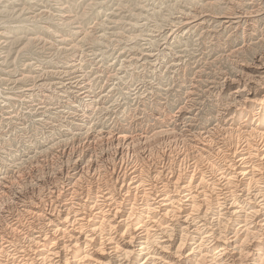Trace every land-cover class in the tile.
<instances>
[{
  "label": "rangeland",
  "instance_id": "obj_1",
  "mask_svg": "<svg viewBox=\"0 0 264 264\" xmlns=\"http://www.w3.org/2000/svg\"><path fill=\"white\" fill-rule=\"evenodd\" d=\"M261 64L264 0H0V212L123 135L147 133L153 155L169 133L225 127L237 142ZM252 77L261 94L234 98Z\"/></svg>",
  "mask_w": 264,
  "mask_h": 264
},
{
  "label": "bare ground",
  "instance_id": "obj_2",
  "mask_svg": "<svg viewBox=\"0 0 264 264\" xmlns=\"http://www.w3.org/2000/svg\"><path fill=\"white\" fill-rule=\"evenodd\" d=\"M240 82L234 98L261 94L255 77ZM246 100L255 115L237 142L225 127L169 133L153 155L147 133L123 135L114 155L45 181L37 201L17 192L19 209L0 212V264H264V98Z\"/></svg>",
  "mask_w": 264,
  "mask_h": 264
}]
</instances>
